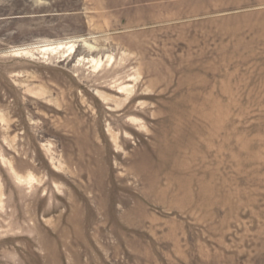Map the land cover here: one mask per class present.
Listing matches in <instances>:
<instances>
[{
  "label": "rangeland",
  "instance_id": "rangeland-1",
  "mask_svg": "<svg viewBox=\"0 0 264 264\" xmlns=\"http://www.w3.org/2000/svg\"><path fill=\"white\" fill-rule=\"evenodd\" d=\"M0 264H264V0H0Z\"/></svg>",
  "mask_w": 264,
  "mask_h": 264
}]
</instances>
